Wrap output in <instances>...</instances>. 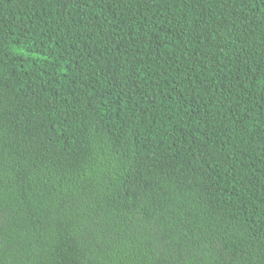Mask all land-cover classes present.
Here are the masks:
<instances>
[{
	"label": "trees",
	"instance_id": "1",
	"mask_svg": "<svg viewBox=\"0 0 264 264\" xmlns=\"http://www.w3.org/2000/svg\"><path fill=\"white\" fill-rule=\"evenodd\" d=\"M0 264H264V0H0Z\"/></svg>",
	"mask_w": 264,
	"mask_h": 264
}]
</instances>
